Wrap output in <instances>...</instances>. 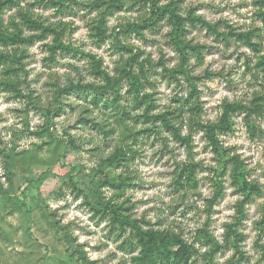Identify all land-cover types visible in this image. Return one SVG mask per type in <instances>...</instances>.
Returning a JSON list of instances; mask_svg holds the SVG:
<instances>
[{
	"label": "rangeland",
	"instance_id": "374dc122",
	"mask_svg": "<svg viewBox=\"0 0 264 264\" xmlns=\"http://www.w3.org/2000/svg\"><path fill=\"white\" fill-rule=\"evenodd\" d=\"M257 1L160 0L161 5L177 4L185 19L182 39L193 46L186 51L185 63L196 86L192 98L186 76L173 77L170 72L182 63V57L173 43L168 18L143 31L142 36L121 37L152 61L148 92L154 95L155 113L179 110L176 119L183 122L184 136L190 130L185 123L192 116L185 100L191 104L198 100L201 109L196 120L208 123L219 119L227 101L251 105L260 98L262 114L252 118L255 134L245 116L238 114L232 119V132L220 135L228 155L239 157L250 180L258 182L263 191L246 207L248 216L241 228L245 236L241 242L243 264H264L259 247L264 246V236L255 224L264 205V68L259 63L264 56V19ZM33 2L22 0L7 9L0 24L21 22L22 11L45 24L63 22L67 26L64 43L79 51H59L51 58L47 45L53 44L54 35L39 37L41 31L26 26L23 33L33 40L8 47L25 52L26 65L20 83L22 97L0 90V183L7 191L0 195V264H134L130 250L135 233L128 225L122 227L120 219L137 221L145 229L173 231L189 242H194L198 230L210 222L211 233L223 243L224 225L234 222L235 205L243 199L231 185L232 165L224 168L197 124L190 146L163 130L165 142L160 135L146 131L150 124L138 117L137 108L136 134L133 132L137 141L128 140L123 148L129 165L101 167L103 159L115 153L114 140H119L121 132L106 141L93 122L102 123L111 110L103 105V99L96 106L94 94L86 90H72L60 99L56 91L70 82L102 84L101 77L92 75L90 60L81 50L101 59L111 74L120 55L112 48V40L98 48L90 38L89 23L96 13L84 11L81 0L65 2L63 15L52 8L33 6ZM190 15L216 26L218 33L192 21ZM138 16L135 12L118 13L109 19V33ZM8 28L14 31L11 24ZM238 33H252L250 44ZM1 72L0 67V78ZM131 98L127 84H122L121 103L132 104ZM190 163L199 165L197 184L192 186L185 178H178ZM108 179L125 183L113 187ZM91 189H98L101 204L112 208L97 211ZM22 192L27 206L20 208L13 199L21 198ZM232 257L239 259L235 249L225 250L217 262L230 264Z\"/></svg>",
	"mask_w": 264,
	"mask_h": 264
},
{
	"label": "trees",
	"instance_id": "16d2710c",
	"mask_svg": "<svg viewBox=\"0 0 264 264\" xmlns=\"http://www.w3.org/2000/svg\"><path fill=\"white\" fill-rule=\"evenodd\" d=\"M22 0H0V17L7 9H11L19 4ZM65 2H76V0H34L33 6L41 5L46 8H52L57 13L63 15L66 13L64 7ZM256 4L261 8L259 15L264 19V0H258ZM81 8L91 14L96 13L89 23V36L95 42L98 48L105 45L109 40H112V48L120 55L118 62L115 64L113 73L104 68L103 62L96 56L86 54L81 50V55L90 60V70L92 75L102 78V84L86 83L74 84L70 82L64 87H59L56 91L57 98L63 94L69 93L72 90L84 91L94 94V102L96 106H100V101L103 99V105L111 113L102 123L93 122L97 125L98 130L103 134L104 139L112 140V136L117 131H120L119 140H114L115 153H112L107 159H103L101 167H127L129 165V158L124 151V145L128 140L137 141V135L134 136L137 120L135 119V111L138 108L140 116L144 117L145 122L150 125L145 129L149 133H156L160 135L166 142L167 138L162 136L163 130H167L170 134L180 143L191 145V138L193 134L203 129L210 147L217 155L219 160L223 163L226 169L227 165L231 166V185L236 189L239 194H242L243 199L236 203L235 208L237 215L234 222L224 225V242L221 243L216 240L210 231V222H205L202 229L198 230L194 242L187 241L183 235L177 234L173 231L157 230L152 227L145 229L139 222H126L123 219L119 220V224L123 227L130 226L135 233V240L131 242L130 252L134 254V264H219L217 257L225 250L235 249L236 254H239V259L235 261L232 257L230 264H243L245 258L244 252L241 250V242L245 238L241 232V228L247 219V205L253 202L257 196L263 195L262 186L255 180H250V174L246 171L244 163L237 156L228 155L224 149L220 135L232 132L233 123L232 119L235 115L243 114L249 130L253 134L256 133V127L252 124V118L259 117L262 114V106L260 98L256 97L255 102L251 105L243 103L225 102L222 105V113L219 119L215 122L204 123L203 121L196 120L200 114L197 112L200 107V102L196 100L191 104L189 99L185 100V105L191 111V117L185 123L187 128L190 129L188 134L184 136L183 122L177 123L176 114L179 110L171 111L167 109L155 113V100L153 93L148 92L150 87V75L152 73V61L147 57L143 58V52L140 48L124 43L121 39L122 36L129 37L131 34L138 36L143 35V31L154 29L160 22L168 18V23L172 27V39L174 45L179 50L182 63L170 70L171 75L176 77L178 74L185 75L192 87L190 98L194 96L196 86L190 72L186 69V61L188 54L187 49L192 48L191 44L183 42V36L186 31L185 19L179 14V7L174 2L167 5H161L160 0H81ZM121 12H135L138 13V18L134 22L122 24L113 28L109 33L108 23L109 19L116 16ZM21 22L15 23L11 21V27L14 31H10L8 26L3 22L0 24V46L4 49L0 50V67L2 68L0 78V90L2 92H10L14 95L22 97L20 91L21 77L24 76L26 53L20 49L8 50L10 46H20L22 43L31 42L33 38L24 35V26L29 29H36L41 31L39 37H44L47 34L54 35L53 44H48L47 48L50 52L51 58H55L59 51L70 52L74 49L71 45L64 43L67 26L63 22L58 24H45L43 21L35 20L31 15L21 12ZM192 21H199L205 24L210 30L218 33L216 26L203 20L201 17L190 15ZM252 33L239 34L240 39L246 40L250 44V37ZM256 48L255 45H251ZM195 47V46H194ZM200 49V46H196ZM79 51V50H77ZM264 68V56L259 62ZM166 69V68H165ZM166 71H169L166 69ZM127 84L128 94L132 96V104L121 103V86ZM148 85V86H147ZM185 107V106H184ZM88 109V108H87ZM182 111H180V114ZM179 114V119L181 115ZM175 115V116H173ZM197 124V130H194V125ZM134 132V133H133ZM51 134V131L49 130ZM138 133V132H137ZM136 134V133H135ZM73 140L69 139V145H72ZM133 153L132 149L130 150ZM129 154V151H128ZM222 166V167H223ZM199 165L190 163L186 165L181 173L179 179L187 180L189 186L196 183V172ZM76 177L71 175V181L75 182ZM184 179V180H185ZM107 183L113 187H121L125 182L115 183L114 179H108ZM81 185L86 186V183L81 181ZM101 185V184H100ZM180 185V181L177 183ZM76 187L80 185L75 184ZM87 188V187H86ZM27 189V188H26ZM96 189V188H95ZM91 189L93 197L96 201V210H106L112 208L106 207L101 204V197L98 189ZM7 191L0 183V195H6ZM17 205L21 207L27 206V197L24 192L21 198H14ZM261 219L255 224L264 236V205L261 207ZM199 245V246H198ZM264 252V246H259ZM84 256V253L82 252ZM264 256V254H263Z\"/></svg>",
	"mask_w": 264,
	"mask_h": 264
}]
</instances>
